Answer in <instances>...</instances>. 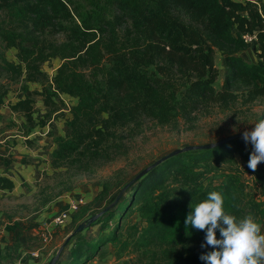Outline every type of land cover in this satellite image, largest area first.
Instances as JSON below:
<instances>
[{"label": "trees", "instance_id": "obj_1", "mask_svg": "<svg viewBox=\"0 0 264 264\" xmlns=\"http://www.w3.org/2000/svg\"><path fill=\"white\" fill-rule=\"evenodd\" d=\"M0 11L25 29L26 37L19 45L13 35L0 33L5 51L15 48L19 61L42 56L50 47L43 37L49 35L66 36L76 45L71 48L74 55L87 48L91 63L103 59L102 51L106 52L104 85L64 74L61 68L58 76L65 79L55 76L54 89L43 87L36 94L45 112L41 120L35 119V100L27 92L8 106L30 126L27 137L36 128L44 132L56 115H68L67 132L55 135L53 141L54 161L72 158L79 151L82 156L102 154L105 160L112 159L123 145L122 136L113 131L131 123L136 129L141 118L166 123L177 113L186 118L199 106L234 103L239 98L235 91H241L246 103L264 97V0H112L99 11L89 12L71 0H0ZM242 34H255L254 43L245 44ZM27 42L30 48L23 46ZM248 46L257 52L255 63L239 55ZM215 48L225 55L224 82L218 91L212 86L217 78ZM5 54L0 51V74L19 69ZM74 99L75 105L70 103ZM251 152L249 144L238 138L167 158L130 187L131 204L120 207L110 235L78 244L69 264H88L105 245L112 246L116 261L133 255L143 256L148 264H205L200 255L212 250L201 247L205 232L185 229L184 221L190 205L202 202L208 192L223 194L226 212L238 218L251 215L264 226V162L255 172L249 169ZM234 156L261 189L260 196L231 172L223 175L219 186L214 185L217 167L234 164ZM2 161L7 173L11 162ZM13 189V181L0 176V191ZM129 207L136 209L142 227L126 226L123 238L122 219ZM66 208L64 204L61 209ZM112 217L93 224L100 221L101 229H106Z\"/></svg>", "mask_w": 264, "mask_h": 264}, {"label": "rangeland", "instance_id": "obj_2", "mask_svg": "<svg viewBox=\"0 0 264 264\" xmlns=\"http://www.w3.org/2000/svg\"><path fill=\"white\" fill-rule=\"evenodd\" d=\"M111 1L71 0L72 3L84 7L88 12L99 11ZM0 33L3 34L2 36L13 35L18 45L26 37L25 29L10 20V17L3 11H0ZM118 35L122 37V32L119 31ZM43 38L47 43H44L45 46L50 47H44L42 56L22 58L19 61L16 57L17 50L10 48L5 51L6 42L0 37V51L6 53L7 58L19 68L10 73L0 74V140L4 138L0 149L5 153L3 156L5 160L15 162L14 166L18 167L17 169L24 163L29 169L26 170L27 173L38 171V177L33 180L32 187L28 191L25 190L21 194L18 188L12 192H0V246L3 245L0 250H4L7 257L19 259L20 256H16L15 251L19 245L23 244L21 245L22 253L27 256H30L33 250L44 255L50 253V260L47 264H69L70 253L78 244L83 241L94 242L102 236L110 235L116 224V216L120 207L131 204L130 191L132 188L126 190L115 207L106 212L105 210L115 200L119 191L142 170L177 149L214 143L243 133L245 130L250 131L254 129L256 122L264 118V97L246 103L242 100L241 91H235L234 93L239 98H236L234 103H228L227 106L213 102L199 106L195 113L186 118L178 113L170 116L167 123L145 117L140 119L136 129H132L136 127L134 123L126 128L125 126L117 127L113 132L117 136L119 134L122 136L123 145L121 153L112 159L105 160L102 154L96 157L82 156L80 154L83 152L79 151L72 158L54 161L52 153L56 145L53 141L55 135L67 132L64 126L68 115L64 116L62 113L56 115L44 132L36 128V133L27 137L28 132L30 133V126L25 124L22 114L9 110V104L16 102L27 92L35 100V119L41 120L40 117L45 112L41 97L36 94L43 87L47 90L54 89L55 76L61 81L65 79L61 75L58 76L61 68L65 69L64 74L76 76L75 78L84 76V80L94 85H104L108 65L105 63L104 58L107 57L104 51H102L103 59H98L95 61L98 63L95 64V62L91 63L87 57V52L85 53L87 48L74 55L71 48L76 45L72 44L66 36L49 35ZM96 40L97 38L88 43L86 47L96 43ZM23 46L30 48L31 43H24ZM239 55L248 63H255L258 60L257 52L252 46L245 48ZM213 63L217 70V78L212 86L218 91L222 89L224 82L225 55L217 48L214 49ZM180 91L179 89L178 93ZM74 100L70 103L75 105L77 100ZM51 125L54 127L50 128ZM249 146L252 149L250 144ZM243 166L238 156H234V164L216 166L218 172L213 181L214 185L219 186L223 175L231 172L238 174L248 184L249 190L260 196L261 189L253 177L245 173ZM26 171L22 172L26 173ZM211 175V173L208 174V177ZM171 182L169 180L167 183ZM176 185L178 184H171V186ZM76 197L81 198L82 204L72 211L64 226H54L51 221L59 213V204L66 205L68 200ZM110 214H113V217L109 219L108 228L101 229L100 221L99 224H93L97 220H107ZM91 219L93 221L88 222ZM85 222L88 223L86 230L73 238L70 237L69 241L65 242L76 227ZM122 222L121 235L123 238L126 237V226L142 227L140 217L133 207L127 209ZM29 230H31V235L24 233ZM3 231L8 233L4 234ZM112 250L111 245L102 246L100 252L90 259L88 264L150 263H147L143 256L133 255L116 261L111 254Z\"/></svg>", "mask_w": 264, "mask_h": 264}, {"label": "clouds", "instance_id": "obj_3", "mask_svg": "<svg viewBox=\"0 0 264 264\" xmlns=\"http://www.w3.org/2000/svg\"><path fill=\"white\" fill-rule=\"evenodd\" d=\"M242 139L252 146L248 168L255 172L264 162V119L254 129L245 130ZM224 205L225 198L218 191H210L202 202L190 205L185 229L204 231L201 247L212 249L200 259L205 264H264V226L251 215L238 218L226 212Z\"/></svg>", "mask_w": 264, "mask_h": 264}, {"label": "crops", "instance_id": "obj_4", "mask_svg": "<svg viewBox=\"0 0 264 264\" xmlns=\"http://www.w3.org/2000/svg\"><path fill=\"white\" fill-rule=\"evenodd\" d=\"M37 131V129L31 134L29 135V137H31L33 134H35ZM4 143V138H1L0 140V145H2L1 143ZM5 153H3L2 149H0V176L5 177V178H9L11 181H13L14 183V189H18V191L22 194L25 192V190L28 191L29 188L32 187L33 184V180L36 179L38 177V171H36V173H32V172H28L26 170L28 169V166L25 165H20V168L17 169L18 167H15L14 163H11L8 167V172H5V165L3 164L2 158H4ZM27 166V167H25ZM36 170H38L37 167H35ZM26 171V173H23L22 171ZM16 177V179L14 180V178ZM18 183V184H17ZM13 190H11L10 192H12ZM1 193H5V192H9V191H0ZM62 204H59V212L62 211ZM58 213V212H57ZM52 223V221H51ZM21 227V226H20ZM5 230V229H4ZM8 233L7 231H3L4 234ZM20 232H18L19 234ZM25 234L27 233V235H31V230L24 232ZM15 234V235H18ZM26 236V235H25ZM22 241V239H21ZM25 244V242H24ZM23 245V244H21ZM19 245L15 251L16 256L19 255L20 258L19 259H13L14 257H7L4 250L1 251L0 250V264H47V262L50 260L49 255H44V254H40L39 251H32L30 253V256L26 255L25 253H22V246ZM2 249L3 245L0 246Z\"/></svg>", "mask_w": 264, "mask_h": 264}, {"label": "water", "instance_id": "obj_5", "mask_svg": "<svg viewBox=\"0 0 264 264\" xmlns=\"http://www.w3.org/2000/svg\"><path fill=\"white\" fill-rule=\"evenodd\" d=\"M242 134H235L232 136H229L227 138L221 139L217 142L214 143H209V144H204V145H198V146H187L181 149H177L169 154H167L166 156L162 157L161 159L157 160L155 163L151 164L150 166H148L147 168H145L144 170H142L139 174H137L130 182H128L118 193V195L116 196L115 200L112 202V204H110L106 210H110L113 207L116 206V204L118 203L119 199L123 196V194L126 192L127 189H129L134 183H136L139 179H141L143 176H145L146 174H148L151 170H153L155 167H157L159 164H161L163 161H165L167 158L172 157L174 155H177L179 153H183V152H188V151H193V150H208V149H212L215 147H218L228 141L234 140V139H238V138H242ZM93 220L91 219L88 222H92ZM88 227V223H81L79 224L76 229L73 231V233L66 239L65 242H68L70 237L81 233L82 231H84L86 228ZM60 253V252H59ZM52 264V263H51Z\"/></svg>", "mask_w": 264, "mask_h": 264}, {"label": "built area", "instance_id": "obj_6", "mask_svg": "<svg viewBox=\"0 0 264 264\" xmlns=\"http://www.w3.org/2000/svg\"><path fill=\"white\" fill-rule=\"evenodd\" d=\"M264 20V18H263ZM242 40L245 44L251 45L255 41V34L249 35V34H242ZM81 203V198H74L72 200H68L67 202V208L63 209L61 212H59L56 216H54L52 220V224L54 226H64L66 221L69 219L70 214L72 211L76 210L78 208V205Z\"/></svg>", "mask_w": 264, "mask_h": 264}]
</instances>
